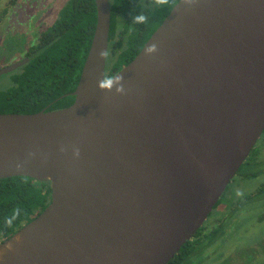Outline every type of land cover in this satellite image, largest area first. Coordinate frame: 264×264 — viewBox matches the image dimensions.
I'll return each mask as SVG.
<instances>
[{"label":"water","instance_id":"water-1","mask_svg":"<svg viewBox=\"0 0 264 264\" xmlns=\"http://www.w3.org/2000/svg\"><path fill=\"white\" fill-rule=\"evenodd\" d=\"M94 5L72 103L0 113V179L50 187L0 264H167L264 130V0H178L105 82L109 3Z\"/></svg>","mask_w":264,"mask_h":264},{"label":"trees","instance_id":"trees-1","mask_svg":"<svg viewBox=\"0 0 264 264\" xmlns=\"http://www.w3.org/2000/svg\"><path fill=\"white\" fill-rule=\"evenodd\" d=\"M177 1L108 0L110 21L104 82L133 59ZM94 24V0H67L53 24L41 31L35 44L25 52L27 61L4 74L0 113L30 114L70 105L74 98L70 93L77 84ZM8 50L11 54L15 52L12 48ZM49 200L47 182L25 176L0 179V242L41 213ZM200 232L202 228L196 234ZM213 232H221V228ZM203 247L201 243L195 246L187 241L167 264H181L195 249Z\"/></svg>","mask_w":264,"mask_h":264},{"label":"rangeland","instance_id":"rangeland-1","mask_svg":"<svg viewBox=\"0 0 264 264\" xmlns=\"http://www.w3.org/2000/svg\"><path fill=\"white\" fill-rule=\"evenodd\" d=\"M9 1L0 0V10L4 8V5L8 6L6 15L0 18V45H2L0 68L17 61V58H22L27 49L26 46L31 44L37 36V31L52 25L58 10L67 2V0H13L11 4ZM44 4L47 6L42 8ZM49 8V12L43 13L42 9ZM22 41L25 42V48L21 51ZM10 48L15 53L11 54L8 50ZM5 78L6 75L0 76V85L3 84ZM262 140L263 135L258 139L257 144ZM252 150L220 199L222 202L226 196L234 201L244 198V201H248V205L239 209L235 218L226 219L227 224L224 227V231L227 232L224 236L226 241L222 242L221 247L217 246V250L203 264H246L249 255H254L255 249H258L261 256L257 257L253 264H264V251L262 250L264 249V191L254 193L258 188L264 187V147L258 153L257 161H254L252 157L258 151L257 146ZM240 175L242 177H239ZM243 177L245 178L242 179ZM238 208L229 212L227 217L237 212ZM206 246L204 245L203 248ZM219 256L225 259L221 261ZM187 264H197V261Z\"/></svg>","mask_w":264,"mask_h":264},{"label":"flooded vegetation","instance_id":"flooded-vegetation-1","mask_svg":"<svg viewBox=\"0 0 264 264\" xmlns=\"http://www.w3.org/2000/svg\"><path fill=\"white\" fill-rule=\"evenodd\" d=\"M9 3H13V0H10L9 1ZM47 6V4H44L43 6H42V8L44 7V6ZM43 10V13H47V12H49L50 11V8L49 9H42ZM7 11H8V6H7V4H6V6L4 5V8H2V10H0V18H3L5 15H6V13H7ZM38 26H42L41 24H38ZM37 26V27H38ZM47 27H49V26H47ZM46 27V28H47ZM46 28H41L42 30H38L37 31V36L32 40V43L31 44H29V45H27L26 47H27V49L24 51V54H23V57L21 58L20 56V58L18 59L17 58V61H19V60H22L23 58H25L24 57V55H25V52L32 46V45H34L35 44V42H36V40H37V37H38V35H39V33L41 32V31H43V30H45ZM23 40H25V39H23ZM22 43H23V46H22V48L21 49H23V48H25V42L24 41H22ZM0 48H2V45H0ZM15 53V52H14ZM16 60H15V62H17ZM14 63V62H13ZM12 64V63H11ZM7 65H9V64H7ZM18 68V67H17ZM15 70V69H14ZM261 135H263V140L261 141V143H258L257 144V141H258V139L261 137ZM260 136H259V138L257 139V141H256V143L254 144V146L252 147V149L253 148H255L256 146H257V149H258V151H257V153H254L253 155H252V157L254 158V161L256 160H258V153L262 150V148L264 147V130H263V132H262V134H261ZM251 149V150H252ZM250 150V152H249V154L252 152ZM249 154H248V156H249ZM246 159H247V157H246ZM245 159V160H246ZM244 160V161H245ZM238 171V170H237ZM238 172H236V174H237ZM235 174V175H236ZM234 175V176H235ZM239 177H242V175H240ZM245 177H243L242 179H244ZM228 186V185H227ZM262 191H264V189H261V188H258L254 193H260V192H262ZM224 193L225 192H223L222 194L224 195ZM221 194V195H222ZM221 195H220V197H221ZM223 195H222V197H223ZM219 197V198H220ZM227 197V196H226ZM224 198L225 200H223L222 202H221V200H219V198H218V200H217V202H216V204H215V206L212 208V210H211V212L208 214V216H207V219L205 220V222H206V224H205V222L203 223V225L200 227V228H202V232H200L199 234H194L193 235V237L190 239V240H188V241H191L193 244H195V246H197V245H199L200 243L204 246V244L207 242V241H209L210 243H208V245L205 247V248H202V249H195L194 251H193V253H191V254H189V256L188 257H186V259H184L183 261H181L180 263L181 264H187L188 262H194L195 263V261H197V264H203V262H205L206 263V260H207V258L209 257V256H211L217 249H216V247L217 246H220L221 247V244H222V242L224 241H226V238L224 237L225 236V234L227 233V232H225L224 231V227L226 226V224H227V221H226V219H233V218H235L236 216H235V214L236 213H238L239 212V209H241V208H244L246 205H248V201L246 202V201H244L243 199L244 198H239L238 200H229L228 198ZM236 207H239L237 210V212L235 211L233 214H232V216H230V217H227V215L229 214V212H231L232 210H235V208ZM225 217H227V218H225ZM218 228H221V232H213L214 230H216V229H218ZM199 230V229H198ZM209 231H210V233H209ZM197 232V231H196ZM216 234V235H215ZM207 235H209V240L206 238L207 237ZM214 237H213V236ZM196 242H198V243H196ZM255 249V248H254ZM262 250L264 251V249L262 248ZM261 256V254L258 252V249H255V253H254V255L252 256H250L249 255V259L247 260V263L246 264H253V262L256 260V258L257 257H260ZM221 261L222 260H224L225 259V257H223V256H219L218 257Z\"/></svg>","mask_w":264,"mask_h":264},{"label":"clouds","instance_id":"clouds-1","mask_svg":"<svg viewBox=\"0 0 264 264\" xmlns=\"http://www.w3.org/2000/svg\"><path fill=\"white\" fill-rule=\"evenodd\" d=\"M140 19H142V17Z\"/></svg>","mask_w":264,"mask_h":264}]
</instances>
